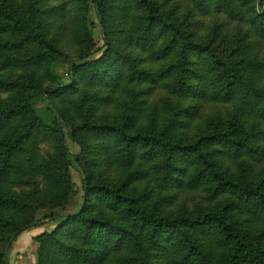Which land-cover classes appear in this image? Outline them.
<instances>
[{"label":"trees","instance_id":"1","mask_svg":"<svg viewBox=\"0 0 264 264\" xmlns=\"http://www.w3.org/2000/svg\"><path fill=\"white\" fill-rule=\"evenodd\" d=\"M178 1L80 0L65 29L43 0H0V70L10 68L0 77V264H10L12 243L40 223L37 209L64 210L76 195L72 168L81 176L80 209L43 217L57 225L36 236L35 264L112 256L127 264H264V0H183L182 9ZM216 15L233 24L232 38L203 23ZM67 31L77 45L70 59L59 50ZM156 86L170 95L158 110L145 98ZM40 101L49 117L37 112ZM93 102L118 110L96 116ZM205 102L228 108L196 124ZM41 139L54 142L57 157L35 153ZM105 165L123 170L124 180L102 178ZM147 178L219 202L162 212L136 187ZM28 184L30 201L13 190Z\"/></svg>","mask_w":264,"mask_h":264},{"label":"rangeland","instance_id":"2","mask_svg":"<svg viewBox=\"0 0 264 264\" xmlns=\"http://www.w3.org/2000/svg\"><path fill=\"white\" fill-rule=\"evenodd\" d=\"M15 4H22V0H14ZM43 2L48 4L50 7H53L56 9V12L60 13L61 16V23H64L65 29H70L73 23V19L75 15L77 14V7H83L80 0H43ZM177 7H180L181 9L184 7H189L187 2L183 0L178 1ZM169 5H174V3L171 1L168 3ZM57 15V13H56ZM90 20H92L95 24L93 28V36L98 45L101 44V31H99L96 19L93 17V14L89 12L87 16ZM197 17H194L191 19V24L195 22ZM203 23L206 24L208 29H214V26L217 25L218 28H220V32L224 34L228 39L232 38L234 27L233 24H227V21L225 18L221 15H216L213 19L203 17ZM199 20L201 18H198ZM217 29V28H216ZM68 32V31H67ZM61 36V35H60ZM61 45L59 46L60 53H62V56H67L69 59L72 58L74 55H76L77 52V45L75 43V40L73 39V34L71 32L64 33L63 36H61L60 39ZM102 51L96 52L93 54L90 59H97L101 56ZM60 59H62L61 56H59ZM1 67V63H0ZM6 67V66H5ZM29 68L23 69L17 68L13 71L15 73H26ZM10 70L9 67H6L5 69L0 70V77H5ZM58 74L60 75L61 79L63 81L66 80V76L63 74V67L58 71ZM88 92H92V88H88ZM170 96L166 89L156 86L147 96H145L148 106L154 107L156 110L161 109L162 100L168 99ZM170 101H174L171 99ZM188 103H196L195 100L185 101V104ZM94 105H96L95 102H93ZM199 104V103H198ZM197 104V105H198ZM198 111L196 114V124H202L206 117H209L213 113L221 112L224 113L225 110H227V106L224 105H216L213 103H200L198 106ZM118 110L117 106L111 102L109 104H106L104 106H97L95 109L96 116H106V115H114L116 114V111ZM50 108L47 107L46 103L44 101H40L37 106V112L42 117H49L50 115ZM63 131L65 133L66 138V144L68 146V149L71 153H75L78 151V146L70 140L68 136V127L63 125ZM54 142L49 141L46 139H41L37 141V148L35 153L39 155L42 158L48 159L49 157H57L58 154L55 150ZM263 166V163L258 164L253 167L252 171L253 173H256V171ZM98 172L100 176L104 179H112L115 178L117 181L124 180L125 178V172L119 168H109L106 165L102 166L100 169H98ZM72 174V185L73 190L77 191L76 195L73 196L72 200L66 205V208L63 210L61 208H39L35 212V219L40 221L39 224H36L29 229L22 232L16 241H14L11 245V247L8 249L7 252V260L10 264H35L36 262V249H37V241L35 240L36 236L44 233V232H50L52 231L55 226L57 225L52 220H43V217L47 216L50 213H73L77 212L80 209L81 206V176L79 172L75 169H71ZM32 183H35L36 188L38 190H42L45 188V185L43 182L37 183L36 180ZM136 187L138 190L144 189L146 192H148L150 201L153 202L155 200V206L157 209H159L162 212H174L175 209L179 210L180 208L187 209V211H193L196 207H209L216 204L218 199L216 200H210L206 199V194L204 192H192L187 190H175L171 187H163L159 186L157 182L154 180L147 178L146 180H139L136 183ZM13 190L17 193V196L20 199H29L34 200L35 199V191H34V185L28 184L22 188H13ZM1 243V242H0ZM208 248L210 249V252L212 254L216 253L217 250L213 245H209ZM126 261H123L118 258V256H112L109 258V260L103 261L101 263L97 264H127Z\"/></svg>","mask_w":264,"mask_h":264}]
</instances>
